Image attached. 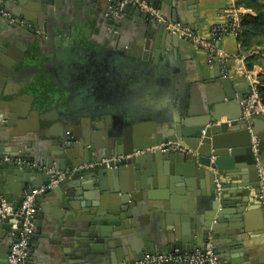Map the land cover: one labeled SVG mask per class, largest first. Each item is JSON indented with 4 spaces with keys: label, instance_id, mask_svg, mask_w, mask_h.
I'll use <instances>...</instances> for the list:
<instances>
[{
    "label": "water",
    "instance_id": "obj_1",
    "mask_svg": "<svg viewBox=\"0 0 264 264\" xmlns=\"http://www.w3.org/2000/svg\"><path fill=\"white\" fill-rule=\"evenodd\" d=\"M8 1H2L0 10ZM92 1L103 3L99 20L108 25L104 41L100 43L108 83L117 91L124 90L125 99L91 103L85 95L79 105L62 113L57 108L49 111L34 108L35 103L43 104L30 93L39 70L35 50L45 45L50 58L59 56L63 61L76 48L89 50L88 46L59 26L51 8L49 11L46 7L36 9L21 1L23 4L12 10V14L0 13L1 194L6 202L19 207L33 189L46 186L37 197L38 212L34 218L48 215L45 217L49 226H53L52 218L58 219L62 244L75 248L77 257L71 264H136L149 253L161 254L176 248L194 251L204 248L208 242L213 244L219 264L229 260L231 264L237 263V251L243 247L239 233L248 229L240 193L247 186L256 187L257 193L260 192L261 177L251 150L252 134L261 140L264 136H259L255 127L250 131L249 122L242 118V110L240 115L228 113L227 116L226 101L240 103L233 79L222 76L216 68L210 81L221 94L197 113H192L184 97L174 95L175 80L170 76L167 93L171 97L159 96L153 86L146 89V82L151 78L169 74V67L178 59L177 50L190 43L171 33V42L162 55L158 44L151 40L152 30H160L162 26L169 31L149 12L124 0ZM146 1L164 8L175 6L180 0ZM117 10H120L118 15ZM135 12L136 23L145 27V33L141 34L134 50L120 47V21L122 17L133 19ZM18 40L25 49L19 55L16 54ZM121 68L128 77L120 73ZM168 102H172V108ZM30 115L36 118L34 130L17 121ZM155 116L161 120L153 119ZM224 116H227L226 121L222 120ZM141 117L156 122V127L137 130L134 124ZM259 120L264 122V119ZM253 123L256 124V120ZM35 136L38 142L33 145L28 139ZM170 141L185 144L192 150L150 149ZM137 151L142 152L137 154ZM243 155L246 160L238 161ZM113 156L122 157L102 162L103 158ZM245 166L250 169L248 184L242 171ZM163 172L197 177L204 182L205 187L200 191L193 181L190 183L193 196H199L196 208L172 209L177 221L174 226L163 225L158 237L143 236L125 241L124 235L136 229L133 216L137 215L140 204L154 202L157 208L159 198L150 189L157 187ZM221 174L230 178L240 176L242 181L218 185ZM53 182L54 185L48 187ZM97 190H101L103 196L87 201V197L92 196L90 191ZM106 190L111 194L107 195ZM13 221L0 216V264H7V258L2 256L3 246H11L16 240L13 232H19L12 229ZM31 257L30 248L28 264ZM245 261L246 264H264L262 257Z\"/></svg>",
    "mask_w": 264,
    "mask_h": 264
},
{
    "label": "crops",
    "instance_id": "obj_2",
    "mask_svg": "<svg viewBox=\"0 0 264 264\" xmlns=\"http://www.w3.org/2000/svg\"><path fill=\"white\" fill-rule=\"evenodd\" d=\"M19 1V3H18ZM26 5L43 9L51 8L53 17L59 26L68 31L71 36H78L79 42L86 44L89 50L85 48H76L73 53L69 54L63 61L56 58H50V52L47 46H40L35 53L38 55L39 70L35 74L34 88L30 91L37 100H42V106L34 104V108H40L42 111H49L53 108L62 109L70 99H76L77 104H80L79 98L82 94H89L98 102L107 100L121 101L125 96V91H117L113 84L106 82L101 76L102 68L105 67L100 43L104 41L107 33L108 25L100 19L102 12V5L100 1L94 3L92 0H21ZM20 0H9L8 5L4 8L8 15L12 14V10L18 8V5L23 4ZM237 0H180L175 6L166 5L164 8H159L160 13L168 20L173 22H181L184 25L194 29L199 35L207 36L213 25L222 23L226 20L225 12L235 5ZM242 13H252L251 9L241 7ZM51 16V15H50ZM136 12L133 19L122 17L121 27L118 32L122 33V42L120 47H131L133 50L138 45L141 34L145 33V27L142 24L136 23ZM144 23V22H143ZM160 24L157 23V26ZM156 26V25H155ZM161 26V25H160ZM51 25H48L50 29ZM161 26V29L155 28L152 30V42L157 43L162 51V55L166 54V48L171 42L172 34L166 32ZM16 47V54L24 52V45L21 40H18ZM220 49L233 55L242 50V44L237 37L227 35L219 43ZM31 48L27 50L29 53ZM247 54V64L249 62L253 65L250 67L256 74L264 70V45H255L249 50H245ZM178 59L169 67V74H158L151 78L146 85V89H153L159 91V96L167 94L166 97H171L168 92L170 90L167 79L170 76L175 80L172 90L177 97H184L190 104L192 113L201 111L202 107L207 104L209 100H214L221 94V90L215 88V83L211 80L214 76L215 69L218 68L222 76H230L233 79L236 93L240 99L239 102L233 104L225 103V109L229 115H240L242 110L241 99L248 94L247 80L235 74V66L238 65L233 57L226 62L227 74L222 73L221 67L216 59H211L207 52L202 48L194 47L192 44L181 46L177 50ZM49 56V57H48ZM96 57L92 62L89 61L91 57ZM107 70V69H106ZM106 71H104L105 73ZM120 73L124 77H128V73L124 68L120 69ZM176 78V79H175ZM142 83V82H141ZM162 95V96H163ZM166 101H169L166 100ZM169 107L172 102H168ZM64 109V108H63ZM67 109V108H65ZM227 116L222 118L227 120ZM193 118V117H192ZM153 119L161 120L158 116ZM259 119L264 117L259 116ZM258 117H253V123L259 136H264V122ZM18 123L30 130H34L36 118L32 115L25 119L17 120ZM156 122L139 118L135 121V128L137 130H150L156 127ZM51 125V124H49ZM255 125V126H254ZM28 129V130H29ZM31 144L35 145L38 142L37 136L28 139ZM261 156H262V178L264 182V140H261ZM246 160V156H241L238 161ZM253 161H249L252 163ZM246 183L251 180L249 167H244ZM9 177L10 175H6ZM242 181L240 176L230 178L223 174L220 175L218 185L223 183H236ZM194 182L196 190H202L205 187L204 182L198 180L197 177H185L183 175L171 174L163 172V179L158 182L157 187H152L150 190L156 192L158 200L156 201L157 208L154 202L150 204H140L137 215H134L136 229L129 231L124 235L125 241H133L142 239L143 236H160L162 226H167L171 223L174 226L175 213L172 209H182L184 206L189 210L196 208L199 196H193L189 190L190 183ZM249 181V182H248ZM203 186V187H202ZM202 188V189H201ZM234 190V187H230ZM91 198L87 197V201H96L103 196V192L90 191ZM107 195L111 191L106 190ZM242 196V209L244 210L245 221L248 224V229L239 233V238L242 241V248L237 251V263L246 264L245 259H264V209L260 204L259 193L256 187H244L240 193ZM85 201V200H84ZM38 212L36 209L35 214ZM48 215L43 214L40 219L34 218L35 232L31 239L32 259L29 264H71L77 256L74 253L73 246L64 245L61 242V224L58 223L56 217L52 218L53 226H49L47 221ZM123 246V244H122ZM214 247V246H213ZM10 246H3L2 256L7 258ZM215 251V250H214ZM216 253V252H215ZM229 254V252H227ZM101 264H106L103 262ZM222 264V263H221ZM231 264L230 260L228 263Z\"/></svg>",
    "mask_w": 264,
    "mask_h": 264
},
{
    "label": "built area",
    "instance_id": "obj_3",
    "mask_svg": "<svg viewBox=\"0 0 264 264\" xmlns=\"http://www.w3.org/2000/svg\"><path fill=\"white\" fill-rule=\"evenodd\" d=\"M3 0H0V5ZM125 3L132 2L138 4L141 9L149 12V14L160 23H163L166 29L173 34H177L180 38L188 41L194 47L204 49L211 59H216L219 63L222 73L227 74L225 67L226 62L230 58H234L238 61V65L235 66L234 72L237 76L243 77L247 80L248 94L241 99L242 118L249 122V129L253 131V117H264V103L260 95V79L256 72L251 69L247 64V54L242 49L238 53L231 55L230 53L220 49L219 43L227 35H233L238 38L242 30L241 25V8L237 5H233L226 12V20L222 23L215 24L211 27L207 36L199 35L194 29L181 22H173L166 19L160 10L147 2L146 0H124ZM0 13L6 15L4 9L0 10ZM120 13V10L116 11V15ZM251 150L253 153L254 161L258 166V173L262 178V156H261V139L256 134H252ZM167 147V149L181 150L183 152H190L192 149L180 142H167L163 143L155 148ZM142 151H137L141 153ZM120 157L103 158L102 162L108 163L110 161H116ZM0 159V165L2 164ZM55 182L48 187H52ZM260 192L259 199L264 209V182L260 179ZM46 186L35 188L31 194H27L19 207H14L4 199L0 189V216L4 219L6 217L12 218L13 230H19V232H13L16 236V240L11 244L8 255L7 264H28V258L30 253L31 239L35 230L34 214L36 212V200L37 197L44 192ZM219 264V258L214 251L213 244L208 242L204 248L196 249L194 251H183L176 248L173 251L161 253V254H146L144 258L138 261L136 264Z\"/></svg>",
    "mask_w": 264,
    "mask_h": 264
},
{
    "label": "trees",
    "instance_id": "obj_4",
    "mask_svg": "<svg viewBox=\"0 0 264 264\" xmlns=\"http://www.w3.org/2000/svg\"><path fill=\"white\" fill-rule=\"evenodd\" d=\"M237 7L251 9L252 13L241 14L242 30L238 40L242 44V49L249 50L253 46L264 45V0H237ZM249 62V67H252ZM260 95L264 103V70L259 74Z\"/></svg>",
    "mask_w": 264,
    "mask_h": 264
},
{
    "label": "flooded vegetation",
    "instance_id": "obj_5",
    "mask_svg": "<svg viewBox=\"0 0 264 264\" xmlns=\"http://www.w3.org/2000/svg\"><path fill=\"white\" fill-rule=\"evenodd\" d=\"M96 57L94 56V57H91L90 59H89V61L90 62H92V60H94ZM106 68H107V66H105L104 68H102V69H104V70H102V75L101 76H103V78H104V80L106 81V82H108V80L109 79H107V77H106V72L104 73V71H106ZM85 95H87V101H89V102H91V103H97L98 101L94 98H92L89 94H82L81 96H80V98H79V102L81 101V99H83V97L85 96ZM105 100H107V99H105ZM77 100L76 99H70L69 101H68V103H66L65 105H64V109L62 108V109H58L59 111H61V113L62 112H65L66 110H69L70 108H72V106H74L75 104H77V102H76ZM65 108H67V109H65Z\"/></svg>",
    "mask_w": 264,
    "mask_h": 264
}]
</instances>
